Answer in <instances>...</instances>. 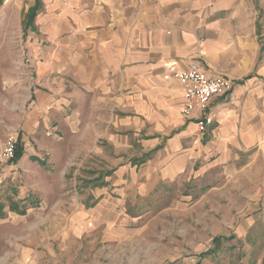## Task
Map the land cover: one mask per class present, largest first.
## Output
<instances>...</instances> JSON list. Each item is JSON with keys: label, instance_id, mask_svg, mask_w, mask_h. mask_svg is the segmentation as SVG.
Masks as SVG:
<instances>
[{"label": "crops", "instance_id": "obj_1", "mask_svg": "<svg viewBox=\"0 0 264 264\" xmlns=\"http://www.w3.org/2000/svg\"><path fill=\"white\" fill-rule=\"evenodd\" d=\"M250 10L244 0H33L23 22L33 70L23 85L21 101L29 103L23 115L6 110L0 71V142L12 135L22 146L9 167L30 174L35 162L45 166L39 154L60 135L72 142L66 154H101L104 139L115 154L132 152L136 140L135 152L151 155L135 164L108 159L107 181L116 190L129 185L147 196L158 184L194 176L221 178L213 186H258L264 179V39ZM192 61L208 75L234 81L210 102L213 123L204 133L199 112L182 113L174 77ZM251 168L254 177L246 176Z\"/></svg>", "mask_w": 264, "mask_h": 264}, {"label": "rangeland", "instance_id": "obj_2", "mask_svg": "<svg viewBox=\"0 0 264 264\" xmlns=\"http://www.w3.org/2000/svg\"><path fill=\"white\" fill-rule=\"evenodd\" d=\"M244 2L254 7L248 16L263 42L264 0ZM32 4L0 5L1 99L13 114L29 108L21 101L33 77L23 22ZM70 145L62 135L51 140L39 154L45 166L35 162L30 174L9 167L13 162L0 168V264H196L200 256V264H264L263 177L250 187L234 181L213 186L221 178L194 176L158 184L145 196L137 187L116 190L107 181L108 159L135 164L151 155L135 152L136 140L132 152L117 154L105 139L101 154H66Z\"/></svg>", "mask_w": 264, "mask_h": 264}, {"label": "built area", "instance_id": "obj_3", "mask_svg": "<svg viewBox=\"0 0 264 264\" xmlns=\"http://www.w3.org/2000/svg\"><path fill=\"white\" fill-rule=\"evenodd\" d=\"M143 2L144 0H137ZM179 84V91L183 96L184 104L182 113L190 115L197 111L200 116L197 120V126L200 132H206L213 123V117L208 113L210 102L219 96L228 93L234 84L229 75H208L206 70L198 61H192L187 68L175 73ZM17 142L10 135L0 148V167L13 162L15 158ZM264 187V182H263Z\"/></svg>", "mask_w": 264, "mask_h": 264}, {"label": "trees", "instance_id": "obj_4", "mask_svg": "<svg viewBox=\"0 0 264 264\" xmlns=\"http://www.w3.org/2000/svg\"><path fill=\"white\" fill-rule=\"evenodd\" d=\"M0 2H1V0H0ZM35 11V8H33V9H31L30 11H29V13H30V15H32L33 14V12ZM21 154H22V146H17L16 145V152H15V158H14V162L15 161H17L18 159H19V157L21 156ZM1 208V207H0ZM22 214H23V211L21 212Z\"/></svg>", "mask_w": 264, "mask_h": 264}]
</instances>
